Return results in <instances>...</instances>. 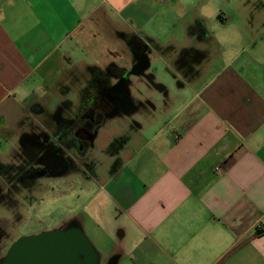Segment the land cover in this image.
Returning a JSON list of instances; mask_svg holds the SVG:
<instances>
[{
    "label": "crops",
    "instance_id": "crops-1",
    "mask_svg": "<svg viewBox=\"0 0 264 264\" xmlns=\"http://www.w3.org/2000/svg\"><path fill=\"white\" fill-rule=\"evenodd\" d=\"M64 177L103 264H264V0H0V204Z\"/></svg>",
    "mask_w": 264,
    "mask_h": 264
},
{
    "label": "rangeland",
    "instance_id": "rangeland-1",
    "mask_svg": "<svg viewBox=\"0 0 264 264\" xmlns=\"http://www.w3.org/2000/svg\"><path fill=\"white\" fill-rule=\"evenodd\" d=\"M239 3H246V0H236ZM209 22V31H221V16L204 11ZM228 15V13L226 14ZM176 16V14H173ZM234 19V16L233 18ZM160 32L163 37L166 33ZM155 31V32H156ZM171 30L166 32L170 33ZM95 79V78H94ZM71 165L69 162L63 166V171L67 172ZM47 177V176H46ZM74 178V177H73ZM74 184L72 178H62L61 180H44L43 187L30 190L32 197L22 202L17 199L14 205L0 204V259L5 255L10 244L20 236L36 234L43 230L52 228H65L75 215H84L81 210L84 198L80 194V185ZM21 192V190H19ZM19 192V193H20ZM79 195V196H78ZM87 238L100 252V264H103L107 257V251L100 247L98 239H102L101 234L93 236L90 229L83 228Z\"/></svg>",
    "mask_w": 264,
    "mask_h": 264
},
{
    "label": "water",
    "instance_id": "water-1",
    "mask_svg": "<svg viewBox=\"0 0 264 264\" xmlns=\"http://www.w3.org/2000/svg\"><path fill=\"white\" fill-rule=\"evenodd\" d=\"M0 264H100V252L82 226L72 221L65 228L18 237Z\"/></svg>",
    "mask_w": 264,
    "mask_h": 264
},
{
    "label": "flooded vegetation",
    "instance_id": "flooded-vegetation-1",
    "mask_svg": "<svg viewBox=\"0 0 264 264\" xmlns=\"http://www.w3.org/2000/svg\"><path fill=\"white\" fill-rule=\"evenodd\" d=\"M94 80H98L97 78H95ZM102 82L103 80L100 79ZM103 87L104 90H106L107 92L104 93V96H106L107 101L112 102L113 104H115L116 102H118L117 98L115 97V95L112 93V87L107 84V82H103ZM126 101V100H125ZM125 104L127 105H131V107H133L134 109H136L135 103L133 102V100H129V102H125ZM106 107V109L108 110V105L104 106ZM93 117H92V123L88 125L87 129L89 131H87V135L89 137V140L87 141V145L91 146L92 145V141L91 138L95 135L99 125V122L101 120V118L103 117L104 114V110L103 109H93L92 111ZM34 157L40 161L43 162L44 168L49 169V168H53V167H59V168H63L64 165H66L68 162L71 166H75L74 161L70 158V157H66L64 155H59V158H56V163L53 165L51 163H49L47 155H43L37 158V156L34 155ZM33 159V158H32ZM82 164L85 167H89V163L87 160H82Z\"/></svg>",
    "mask_w": 264,
    "mask_h": 264
},
{
    "label": "built area",
    "instance_id": "built-area-1",
    "mask_svg": "<svg viewBox=\"0 0 264 264\" xmlns=\"http://www.w3.org/2000/svg\"><path fill=\"white\" fill-rule=\"evenodd\" d=\"M216 172H217L218 174L221 173V169H220V167H216Z\"/></svg>",
    "mask_w": 264,
    "mask_h": 264
}]
</instances>
